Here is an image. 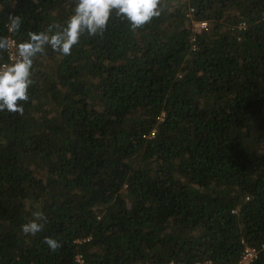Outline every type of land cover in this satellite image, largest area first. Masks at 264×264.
I'll use <instances>...</instances> for the list:
<instances>
[{
  "label": "trees",
  "instance_id": "1",
  "mask_svg": "<svg viewBox=\"0 0 264 264\" xmlns=\"http://www.w3.org/2000/svg\"><path fill=\"white\" fill-rule=\"evenodd\" d=\"M76 2L0 0V37L59 31ZM160 10L46 48L23 115L0 112V264H236L244 245L264 264V0Z\"/></svg>",
  "mask_w": 264,
  "mask_h": 264
},
{
  "label": "clouds",
  "instance_id": "2",
  "mask_svg": "<svg viewBox=\"0 0 264 264\" xmlns=\"http://www.w3.org/2000/svg\"><path fill=\"white\" fill-rule=\"evenodd\" d=\"M162 0H77L73 14L65 26L53 32L55 25H49L46 31L29 32L28 39L16 46L17 59L11 64L0 67V112L23 115L22 102H28L29 88L33 81L32 66L38 55L51 49L63 56L71 54L72 48L80 42L85 33L90 37L102 36L113 12L126 20L132 31L142 28L160 15ZM9 32H17L21 18H9ZM9 48V40L0 37V52ZM32 219L21 225L25 235L35 236L47 222L45 214L37 209ZM51 252L57 251L61 243L57 239L46 237L43 240Z\"/></svg>",
  "mask_w": 264,
  "mask_h": 264
},
{
  "label": "built area",
  "instance_id": "3",
  "mask_svg": "<svg viewBox=\"0 0 264 264\" xmlns=\"http://www.w3.org/2000/svg\"><path fill=\"white\" fill-rule=\"evenodd\" d=\"M196 31H203L207 29L206 22H194L193 23ZM244 25V24H242ZM194 41V39H192ZM194 50V48H192ZM17 59L16 56V46L13 40H9V48L7 49V59L5 62L0 64V67H3L5 64H11ZM154 131L151 133L150 137H153ZM244 245V242H242ZM264 249V246H262ZM257 251L254 248L244 245V250L240 256L239 261L236 264H250L252 263L255 258L257 257ZM77 261L82 264L80 258H77Z\"/></svg>",
  "mask_w": 264,
  "mask_h": 264
}]
</instances>
